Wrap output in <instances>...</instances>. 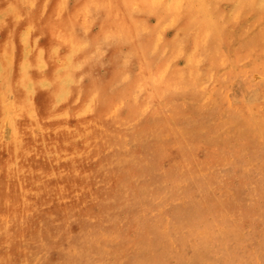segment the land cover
<instances>
[{
    "label": "bare ground",
    "instance_id": "1",
    "mask_svg": "<svg viewBox=\"0 0 264 264\" xmlns=\"http://www.w3.org/2000/svg\"><path fill=\"white\" fill-rule=\"evenodd\" d=\"M69 1L0 0V264H100V255H128L133 230L171 257L190 247L195 264H264V170L248 163L241 175L227 172L241 157L264 165V111L246 119L241 135L204 144L192 142L179 120L188 108L194 121L220 123L224 83L240 78L236 96L256 87L252 72L235 69L233 46L244 29L241 13H259L263 28L264 0L241 3L231 32L222 26L224 0ZM189 3L197 9L178 22L177 8ZM149 17L156 28L147 26ZM168 30H175L170 39ZM186 37L180 53L187 59L175 73L149 62ZM126 42L141 51L134 76L119 50ZM203 48L216 51L208 72L198 54ZM257 69L264 74V64ZM178 91L192 92L203 108H171L167 99ZM151 150L163 151L176 170L165 172ZM155 171L168 184L136 222L102 226L100 218ZM198 183L197 205L173 227L167 201Z\"/></svg>",
    "mask_w": 264,
    "mask_h": 264
},
{
    "label": "rangeland",
    "instance_id": "2",
    "mask_svg": "<svg viewBox=\"0 0 264 264\" xmlns=\"http://www.w3.org/2000/svg\"><path fill=\"white\" fill-rule=\"evenodd\" d=\"M248 0H224L220 6L221 12L223 14L222 19V26L227 29L228 32L232 30V24L234 21V17L237 14H240L241 3L247 2ZM72 1H69L71 4ZM201 5V4H200ZM197 4L189 3V6L183 9L180 8L176 10V18L179 22L180 19L184 18L186 14L185 10H188L189 13H192L197 9ZM190 9V10H189ZM94 18L98 19L99 15L93 14ZM98 16V17H97ZM261 15L255 12H243L241 13V24L243 23L244 29L239 33V41L235 43L233 48L235 49V57L234 58V67L238 71L252 72L253 81L255 83V88L247 93L242 95H235V91L239 90L240 85V78L236 80H231L225 82L223 85L226 87L225 92H227V101L223 102L219 105L220 109L219 112L225 115L224 120H220V123L214 124L210 119L202 120L199 119L195 120L196 115L190 111L188 108H183L179 114V120L183 123L186 127L185 131L187 132L188 136L191 138L192 142L196 144H204L206 142L212 143L217 136H234L237 137L244 133L247 130L246 126V119L254 117L257 112L260 110L264 111V74L263 70L260 72L258 65L264 64V26L263 28L259 29L257 26V21L260 19ZM263 18V17H262ZM177 22V23H178ZM147 26L151 28L157 27V21L155 18L149 17L146 19ZM176 25V24H175ZM177 26V25H176ZM98 26H93V32H98ZM175 30H168L165 32V38L170 39L173 35ZM192 35V33H189ZM188 36L190 37V35ZM186 37L183 43L177 50L170 49V50H161L157 53H153L150 55L149 62L155 64L156 66L160 65H167V72L169 74H173L177 71L178 68L181 67L184 61L187 59L186 54L182 55L180 53L184 52L186 49V41L189 39ZM58 41H62L60 38L54 40V45H59ZM212 39L210 40V42ZM120 53L124 55L125 58L129 60V65L132 63L129 69H125V72L131 76H134L137 72V68L139 67V58L140 56V47L138 45L133 44L132 42H126L124 45L119 47ZM199 56L203 57V61L201 63V68L208 72L214 68L215 65V55L216 51L209 50L208 48L199 49L198 50ZM205 57V58H204ZM253 67V68H252ZM229 64L224 66V71H230ZM136 71V72H135ZM223 83V82H222ZM210 85V83H209ZM212 86H220L223 85L219 81H215ZM217 87V88H218ZM193 103L197 107L198 110L203 108V103L197 99L192 92H187V95H183L182 92L178 91L174 93L173 96L167 99V104L171 108H182L181 106L187 103ZM190 113V114H189ZM192 117L189 118L188 117ZM187 118H186V117ZM185 117V118H184ZM183 118L184 121L181 119ZM188 119V120H187ZM194 121V122H193ZM200 121V122H198ZM186 122V123H185ZM190 126H188V124ZM192 124H191V123ZM194 123V124H193ZM141 127L143 129V139L150 143L152 142L150 137L147 135L149 133V121L144 120L141 123ZM254 133H257L260 129L257 125H254L252 129H250ZM169 140H172L170 137ZM237 143H240L237 140ZM150 153L154 159H156L160 164L164 165L165 172L173 173L176 168H173L172 165L168 164L166 161L163 160L164 153L163 151H155L151 150ZM152 157H149L152 159ZM239 162L236 164H231L227 168V172L229 175H241L247 167H249L248 163L252 166L253 170L259 169L260 171L264 170V165L259 164L257 166H253L252 163L246 158L241 157L239 158ZM153 161V160H152ZM150 162V161H149ZM145 161L146 167L150 168V163ZM155 164V162H152ZM153 167L152 166V170ZM250 168V167H249ZM157 169V168H156ZM159 170V169H157ZM160 171V170H159ZM154 172L152 177H143L142 180H138L140 183V187L137 189H133L129 192L128 199H120L118 201V207H115V213L108 212L105 216L100 218V223L102 226L109 228L110 224L114 221L119 222H128V224H133L136 222L135 218L139 213L148 207H150L151 199L155 196H159L164 190V187L168 184L164 180L163 172ZM144 173V172H143ZM203 185L193 184L185 189V192L175 193L170 200L167 201V209L169 216L173 219L172 225L177 226L181 224V218L186 215L191 209H193L198 202L197 194L202 190ZM163 189V190H161ZM161 190V191H160ZM243 194L246 195L248 193L247 189L244 188L242 190ZM153 214L158 213L160 211V206L151 209ZM157 226V225H156ZM152 228V227H151ZM260 228V225H259ZM129 239L134 241V246L129 248L127 252L128 255L122 256V254H115L112 256H104L100 255L98 258V263L100 264H195V257L193 255L192 250L190 247L185 251L184 255H176V257L169 256L168 252L164 249L160 250L156 247L155 241L151 237L141 238L138 235V230H133L129 233ZM165 245V244H164ZM142 252V253H140ZM168 253V254H167ZM139 255H141L142 259H139ZM121 256V257H120ZM122 257H129V260L122 261Z\"/></svg>",
    "mask_w": 264,
    "mask_h": 264
}]
</instances>
